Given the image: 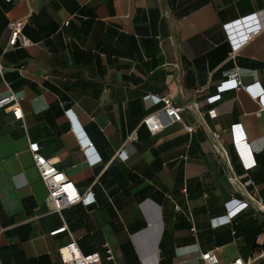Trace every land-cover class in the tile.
<instances>
[{
    "label": "crops",
    "instance_id": "crops-1",
    "mask_svg": "<svg viewBox=\"0 0 264 264\" xmlns=\"http://www.w3.org/2000/svg\"><path fill=\"white\" fill-rule=\"evenodd\" d=\"M35 4L0 0V97L15 94L23 114L19 124L0 112V264H63L57 248L71 238L102 264L105 243L116 264H200L212 248L222 262L264 253V211L244 192L264 205V0ZM15 18L26 46L8 45ZM254 25L230 57L238 26ZM234 70L241 86L220 91ZM154 96L169 97L180 120L150 131L143 118L162 105ZM235 124L252 166L238 155ZM30 141L92 202L50 210ZM232 175L251 183L239 189ZM231 198L248 204L230 214Z\"/></svg>",
    "mask_w": 264,
    "mask_h": 264
},
{
    "label": "built area",
    "instance_id": "built-area-1",
    "mask_svg": "<svg viewBox=\"0 0 264 264\" xmlns=\"http://www.w3.org/2000/svg\"><path fill=\"white\" fill-rule=\"evenodd\" d=\"M42 3L43 0H37V5H34L35 10L39 9ZM235 23L239 24L240 22L238 21ZM23 25L24 22L20 18L11 19L8 22V45L26 46L31 43L30 40L25 37L22 32ZM225 27L228 31L231 29L229 24H225ZM238 28L241 34L242 41L233 42L232 49L229 53L230 57H234L236 50L241 46V44L247 42L248 40H251L260 29L258 25H254L251 27L243 26V28H240L238 26ZM3 68L4 66L0 56V74L3 71ZM17 69L18 71H21V67ZM240 86L241 80L238 75V70H234L228 78L223 80L218 85V89L222 91L226 89L238 88ZM243 87L253 92L252 84H248ZM255 94L257 95L259 93L257 92ZM145 97H148V95H146ZM217 97L218 94L212 96L211 99H215ZM152 101L154 103H162V105L158 110L148 114L143 118L144 124L150 131L160 130L167 126L169 123L180 120L179 108L173 105L172 100L169 97L154 96L152 98ZM0 112L8 116V121H13L19 124L21 123L23 114L19 99L12 92H9L8 94L0 97ZM162 116H165L167 119L162 120ZM185 128L188 131H191L193 129L192 126H185ZM232 129L234 144L240 159L246 167L252 166L254 164V161L250 156V153L248 152L245 138H243V132L240 130V128H238L236 124ZM215 135L217 136V134H214L213 136ZM134 138L135 136L131 134L128 137L125 145L128 146V144H130L129 142ZM28 150L33 159L34 166L38 171L40 180L45 184L47 188L46 202L50 210L60 212L63 208L76 202H84L85 204L92 202L93 194H91L90 192L85 194L80 193L73 182L64 174V172H62L56 166V163L52 159L47 158L41 154L40 146L37 141H30L28 144ZM123 152L124 149L116 151L118 155L122 154ZM126 156L127 154H125V157ZM230 179L239 189L243 188L244 186H248L251 183L250 179L240 181L235 175H232ZM244 192L247 198L252 203H254L259 210L264 211V205H261L248 192ZM247 204V201L240 198H231L229 201L225 202V205L229 209L230 214H232L233 212H239L240 210L245 208ZM65 229L66 225L64 224L58 228L51 230L49 233L55 234L64 231ZM191 230H195L193 225L191 226ZM104 247L105 250L103 258L106 261L110 262V264H116L110 246L105 243ZM57 253L63 264H102V256L98 252H81L74 238H71L68 242L58 246ZM262 256H264V253H262L261 251L258 254L251 255L247 258L235 256L226 262H222L219 259L216 248H212L201 251L197 257L200 261V264H264V260L259 259Z\"/></svg>",
    "mask_w": 264,
    "mask_h": 264
}]
</instances>
